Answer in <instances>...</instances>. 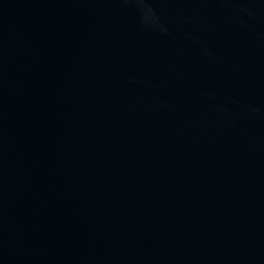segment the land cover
Here are the masks:
<instances>
[{
	"label": "water",
	"instance_id": "1",
	"mask_svg": "<svg viewBox=\"0 0 264 264\" xmlns=\"http://www.w3.org/2000/svg\"><path fill=\"white\" fill-rule=\"evenodd\" d=\"M0 264H264V0H0Z\"/></svg>",
	"mask_w": 264,
	"mask_h": 264
}]
</instances>
